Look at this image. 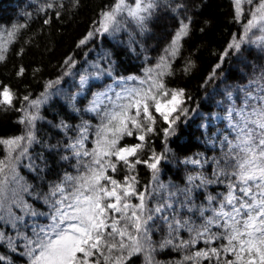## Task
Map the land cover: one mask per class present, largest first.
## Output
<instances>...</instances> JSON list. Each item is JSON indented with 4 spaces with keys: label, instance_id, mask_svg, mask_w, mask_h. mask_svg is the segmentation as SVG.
Listing matches in <instances>:
<instances>
[{
    "label": "snow or ice",
    "instance_id": "obj_1",
    "mask_svg": "<svg viewBox=\"0 0 264 264\" xmlns=\"http://www.w3.org/2000/svg\"><path fill=\"white\" fill-rule=\"evenodd\" d=\"M233 4L239 19L245 17L244 5H252L253 0H233ZM156 7L157 0H133V3L115 0L110 10L101 14L96 31L118 30L123 19L143 28ZM245 19L243 35L239 40L234 38L229 48L238 51L246 42L264 47V0H259ZM188 28L187 23L181 22L166 50L168 55H177L182 39L188 36ZM92 35L89 33L88 38ZM6 43L0 44V62L6 58ZM169 69L166 58L162 57L155 74L154 70H148L147 79L129 84L127 81L137 78H121L114 81L120 91L109 86L107 91L94 97L88 111L100 117V124L92 134V146H86L91 126L84 123L69 145L77 160L76 174L66 173L58 183L49 186L43 196L49 209L47 213L35 211L25 201V193L32 195L30 185L17 170L35 140L31 129L25 135L0 139L5 149V157L0 158V241L7 239L13 250L16 240L22 241L29 264H127L134 255H142L143 264H159L153 255L156 247L151 240L157 226L155 221L159 219L168 230L167 237L158 245L161 250L170 247L184 251L195 248L201 241L206 246L186 252L177 264H204L205 261L208 264H264V83L253 88L254 82L250 81L242 87L239 104L233 101L231 92L227 93L232 102L222 119L227 121L232 137L223 135L220 140L221 156L213 161V178L203 173L187 178L192 187L223 184L225 191L206 195L207 204L195 208L189 204L191 188L169 191L166 185L157 182L160 155L153 152L147 160L138 155L148 134L156 131L157 119L168 125L167 136L180 116L187 115L183 107L184 91L167 89L163 83L162 77L170 74ZM23 74L21 67L17 75ZM258 81H264V73ZM85 82L82 77L81 85ZM15 98L7 86L0 90V106L13 107ZM40 103V100L31 101L30 106L36 108ZM25 116L20 123L32 125L37 119L28 113ZM134 133L140 143L121 145L126 136L132 137ZM207 162L186 161L198 167ZM141 163L151 170L152 180L157 183L155 187L138 191L139 181L134 173ZM121 164L127 174L123 180H117L109 172L115 173ZM161 191L167 195L149 207V200L159 197ZM181 196L185 199L181 200ZM133 198L138 203H132ZM174 204L189 212H198L200 222L191 217L179 218ZM36 216H46L48 222L25 223V217ZM8 226L15 230V237L6 236L4 228ZM181 231L189 233V239H181Z\"/></svg>",
    "mask_w": 264,
    "mask_h": 264
},
{
    "label": "trees",
    "instance_id": "obj_2",
    "mask_svg": "<svg viewBox=\"0 0 264 264\" xmlns=\"http://www.w3.org/2000/svg\"><path fill=\"white\" fill-rule=\"evenodd\" d=\"M258 2L253 0L252 5H244L245 17ZM114 3L115 0H0V44L7 42L6 58L0 62V90L7 86L16 97L13 107L0 106V139L25 135L29 129L34 134L28 155L21 159L17 170L32 193H25L24 199L37 212L49 211L43 196L50 185L58 183L66 173L76 174L77 160L69 145L84 123L91 126L86 146H92V134L100 124V117L88 111L93 95L121 78L147 79L148 70H154L155 74L162 57L170 65V74L162 77L163 83L167 89L184 91L183 107L187 115L180 116L167 136L168 125L157 119L156 131L148 134L138 155L142 160H147L153 152L160 155L157 182L166 185L169 191L191 188L189 204L195 208L207 204L206 195L225 191L223 184L192 187L187 178L198 173L213 178V161L221 156L220 140L228 135L222 119L225 112L220 107L225 88L244 83L240 68L245 60L260 65L261 56L246 43L238 51L229 48L234 38L239 40L243 35L245 17L236 18L233 0H157V7L143 28L123 19L118 30L97 32L101 14ZM181 22L188 24V36L182 39L177 55L172 57L166 50ZM9 32L14 35L9 36ZM89 33L93 34L91 38ZM82 40L86 43L81 44ZM21 67L24 74L17 75ZM93 75L98 79L89 81L84 89L79 87L82 77ZM49 84L53 86L49 88ZM79 92L81 96H77ZM25 96L28 101L23 99ZM35 100L42 103L33 108L30 104ZM25 113L37 117L32 125L20 123L26 119ZM135 135L126 136L121 145L140 143ZM4 157L5 149L0 145V158ZM196 159L208 162L203 167L186 163ZM126 174L122 164L115 173L109 172L117 180H123ZM134 174L139 181L138 191L155 187L157 182H153L152 172L145 164L137 165ZM166 195L161 191L159 197L149 200V207ZM132 203L138 201L133 198ZM174 208L179 218L191 217L200 222L198 212H189L179 204H174ZM17 214L21 213L17 210ZM24 219L27 224L33 221L43 224L47 220L46 216ZM155 223L151 240L159 264H177L186 252L206 247L201 241L195 248L184 251L170 247L161 250L158 245L167 237L168 230L162 220ZM4 231L6 236H16L10 226ZM27 232L30 234V228ZM179 236L189 239L186 231H181ZM24 251L19 239L15 250L7 239L0 241V257H3L0 264H27ZM127 264H143V256L134 255Z\"/></svg>",
    "mask_w": 264,
    "mask_h": 264
},
{
    "label": "rangeland",
    "instance_id": "obj_3",
    "mask_svg": "<svg viewBox=\"0 0 264 264\" xmlns=\"http://www.w3.org/2000/svg\"><path fill=\"white\" fill-rule=\"evenodd\" d=\"M246 44L249 46L250 49H252L254 52H256L257 54H259L261 56V62L260 65L255 64L253 61L250 60H245V62L243 63L242 67L240 68V74L243 76L244 78V83H241V85L239 84H230L227 85L225 88V97L224 99L220 102V107L224 110L225 115H226V109L229 106V104L232 101H229L228 97H227V93L231 92L232 93V99L233 101H235L237 104H239L240 102V97L242 95V93L240 92V89L242 87L248 86L250 81H253V88L258 87V83H264V81H258V78L261 77V74L264 73V47L261 46H257L256 44H252L250 42H246ZM84 78L86 79V82L83 84V86L81 85V79L78 82L79 87H81L82 89H84L87 85V83L91 80H97L98 77L96 75L93 76H84ZM128 78V77H127ZM115 80V81H119ZM137 79L136 82H138ZM128 82V81H127ZM109 86H112L113 88H115L116 91H120V88L114 83V81L112 83H110L108 86H106L102 91H99L97 93H95L90 101V104L88 106V109L91 105V102L93 101L94 97L97 94H101L104 93L105 91H107L109 89ZM110 95L114 96V93L110 92ZM82 92H79L77 94V96H81ZM224 115V116H225ZM214 119H218V117H214ZM224 124L226 126V131L227 134L229 135V138L232 137V134L230 133L229 129L227 128V121L224 120ZM48 221L46 220L45 223H47ZM28 261V258H27ZM29 264V261L28 263Z\"/></svg>",
    "mask_w": 264,
    "mask_h": 264
}]
</instances>
